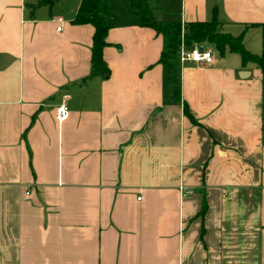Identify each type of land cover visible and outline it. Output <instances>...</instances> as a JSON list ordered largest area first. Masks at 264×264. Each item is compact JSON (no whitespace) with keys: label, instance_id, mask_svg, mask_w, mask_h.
I'll use <instances>...</instances> for the list:
<instances>
[{"label":"crops","instance_id":"crops-1","mask_svg":"<svg viewBox=\"0 0 264 264\" xmlns=\"http://www.w3.org/2000/svg\"><path fill=\"white\" fill-rule=\"evenodd\" d=\"M108 2L109 72L88 76L79 0H0V264H264V73L228 50L169 68ZM147 3L181 24L215 8L264 56V0Z\"/></svg>","mask_w":264,"mask_h":264},{"label":"trees","instance_id":"trees-1","mask_svg":"<svg viewBox=\"0 0 264 264\" xmlns=\"http://www.w3.org/2000/svg\"><path fill=\"white\" fill-rule=\"evenodd\" d=\"M53 0H41L50 3ZM130 8L138 19V24L152 28L163 37V49L158 61L166 64L169 68L176 58V51L182 41L189 46L194 42H207L214 50L221 54L225 50L235 52L239 55L241 62H252L264 73V56L248 52L241 43V36H233L217 30L215 8L211 11V17L206 21H191L181 24L175 21L155 20L149 9L147 0H127ZM110 12L108 0H79L76 12L72 19L75 24L88 23L93 27L90 46V69L88 76L108 75V67L102 58V48L107 44L105 37L109 25L107 15ZM183 113L191 118V115L183 105ZM205 203L202 202L199 215H202Z\"/></svg>","mask_w":264,"mask_h":264},{"label":"built area","instance_id":"built-area-1","mask_svg":"<svg viewBox=\"0 0 264 264\" xmlns=\"http://www.w3.org/2000/svg\"><path fill=\"white\" fill-rule=\"evenodd\" d=\"M59 29V27H56ZM203 42H194L189 46L185 45L182 41L179 43L176 51V59L178 63L193 62L196 64H210L213 61L214 53L209 47H205ZM65 96V95H64ZM68 115L67 106L61 102L55 108V120L57 123L62 122ZM189 192L183 190V193Z\"/></svg>","mask_w":264,"mask_h":264},{"label":"rangeland","instance_id":"rangeland-1","mask_svg":"<svg viewBox=\"0 0 264 264\" xmlns=\"http://www.w3.org/2000/svg\"><path fill=\"white\" fill-rule=\"evenodd\" d=\"M202 44H203L205 47H209V48H211V49L213 50V52L216 53V51L214 50V48L212 47L211 44H209V43H207V42H203Z\"/></svg>","mask_w":264,"mask_h":264}]
</instances>
